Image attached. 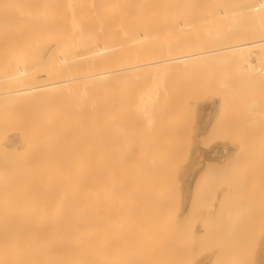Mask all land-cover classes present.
<instances>
[{
    "label": "bare ground",
    "instance_id": "6f19581e",
    "mask_svg": "<svg viewBox=\"0 0 264 264\" xmlns=\"http://www.w3.org/2000/svg\"><path fill=\"white\" fill-rule=\"evenodd\" d=\"M262 11L264 0H0V264H148L139 245L149 236L138 244L134 227L145 235L139 216L169 210L154 188L168 157L127 126L133 81L151 77L152 93L156 74L165 84L171 68L264 43V32L237 39L235 28ZM211 27L215 45L202 33ZM187 36L197 47L177 45Z\"/></svg>",
    "mask_w": 264,
    "mask_h": 264
},
{
    "label": "rangeland",
    "instance_id": "374dc122",
    "mask_svg": "<svg viewBox=\"0 0 264 264\" xmlns=\"http://www.w3.org/2000/svg\"><path fill=\"white\" fill-rule=\"evenodd\" d=\"M258 13L260 18H253L251 26L241 19L238 23L235 21L237 24L234 23L233 27L239 25L235 28L241 31L237 39H245L249 29L252 33L254 30L264 32V11ZM220 26L213 27L219 30ZM217 30L211 31L213 35H209L210 30L202 32L209 39L208 43H213L211 40ZM199 37H196L197 41ZM187 39L192 40L187 36L177 45L186 43ZM197 41L194 40L199 44ZM201 46L204 47L202 41ZM220 53L207 59L204 57L206 61L202 66L190 64L176 70L171 68L166 72L171 73L172 78L170 80L168 74H164L168 81L165 80V84L163 75L155 73L154 78L158 81L154 82L153 78L152 81L157 93L152 92V97L149 93L153 90H149L146 84L151 77L143 78V82L141 79L137 81L142 82V87L133 81L137 94L132 92L130 97L128 105L132 117L130 114L126 116V125L139 137V142L150 137L160 139L165 158L168 157L165 164L156 165L158 175L162 177V173L164 176L161 184L160 179L158 185L155 181L154 188L158 195L156 200L162 203L158 206L169 210L161 214L144 212L139 216L148 219L150 229L146 230V236L144 227H134V234L132 231L138 244L147 235L151 237L145 239L146 245H139L140 259L143 262L149 259L148 264L163 257L162 246L168 247L163 249H168L167 254L169 248L173 249L174 257L173 253L168 257L163 252L164 258H160L157 264H164L171 257L174 260L171 258L170 264H264V183H261L264 181V43L238 52ZM144 73L147 75L145 70ZM131 76L139 77L136 73ZM167 104L173 106L171 113L177 108L172 116L168 112L170 109L165 112ZM216 106L217 115L214 114ZM159 107L164 110L158 114L162 120L155 123L158 112L154 114L152 111H158ZM163 113L171 117L166 120L168 116H162ZM211 113L214 117L209 120ZM130 129L125 130V134H131ZM216 146L220 147V154L198 160L204 151ZM130 222L137 225L134 216ZM165 240L167 243H161L158 249L157 242ZM158 250L162 255L158 256Z\"/></svg>",
    "mask_w": 264,
    "mask_h": 264
},
{
    "label": "crops",
    "instance_id": "0c3cea01",
    "mask_svg": "<svg viewBox=\"0 0 264 264\" xmlns=\"http://www.w3.org/2000/svg\"><path fill=\"white\" fill-rule=\"evenodd\" d=\"M217 113H218V107L216 106L215 107V111H214V114H216L217 115ZM214 117V116H213ZM193 183V182H192ZM192 183H191V185H192ZM261 183H264V181H262ZM188 188H189V186H188ZM188 201V200H187Z\"/></svg>",
    "mask_w": 264,
    "mask_h": 264
}]
</instances>
